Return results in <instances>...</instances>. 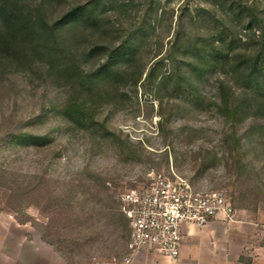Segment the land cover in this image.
Here are the masks:
<instances>
[{"label":"rangeland","instance_id":"rangeland-1","mask_svg":"<svg viewBox=\"0 0 264 264\" xmlns=\"http://www.w3.org/2000/svg\"><path fill=\"white\" fill-rule=\"evenodd\" d=\"M44 1L51 25L88 0ZM102 1L58 62L0 56V264L125 260L119 195L158 174L222 191L264 247V0Z\"/></svg>","mask_w":264,"mask_h":264},{"label":"built area","instance_id":"built-area-1","mask_svg":"<svg viewBox=\"0 0 264 264\" xmlns=\"http://www.w3.org/2000/svg\"><path fill=\"white\" fill-rule=\"evenodd\" d=\"M118 202L129 235L126 262L146 251L176 263L187 233L218 219L231 220L235 213L222 191H200L175 174H158L130 187Z\"/></svg>","mask_w":264,"mask_h":264},{"label":"trees","instance_id":"trees-1","mask_svg":"<svg viewBox=\"0 0 264 264\" xmlns=\"http://www.w3.org/2000/svg\"><path fill=\"white\" fill-rule=\"evenodd\" d=\"M44 3L42 0L33 8L24 0H0V56L28 63L33 56L38 55L48 57L50 63H56L61 59L59 57L62 56V51L69 49V39L64 33L95 30L99 24L98 7L105 4L102 0H88L74 6L60 20L49 25L42 11ZM102 49L101 45H95L90 53ZM122 49L120 46L112 57L123 53ZM217 51L212 49L214 54H218ZM215 57L212 55L211 59ZM256 65L255 62L254 67ZM71 67L65 68L64 73L72 76L76 74V69ZM110 68L111 63L106 62L98 71L106 74L112 72ZM116 75L120 77L121 73L117 72Z\"/></svg>","mask_w":264,"mask_h":264},{"label":"crops","instance_id":"crops-1","mask_svg":"<svg viewBox=\"0 0 264 264\" xmlns=\"http://www.w3.org/2000/svg\"><path fill=\"white\" fill-rule=\"evenodd\" d=\"M234 216L231 220L218 219L187 233L176 263L143 251L134 255L129 262L123 260L111 264H244V255L250 257L251 264H261L264 254L259 250L264 247H254L253 251L244 253V221ZM231 228L235 229L233 236L227 235ZM216 232H221V235H216Z\"/></svg>","mask_w":264,"mask_h":264}]
</instances>
